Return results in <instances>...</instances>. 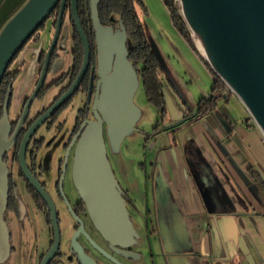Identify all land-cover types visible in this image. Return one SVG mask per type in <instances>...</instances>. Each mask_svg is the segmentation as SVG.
Here are the masks:
<instances>
[{
    "label": "flooded vegetation",
    "instance_id": "af4514ba",
    "mask_svg": "<svg viewBox=\"0 0 264 264\" xmlns=\"http://www.w3.org/2000/svg\"><path fill=\"white\" fill-rule=\"evenodd\" d=\"M77 9L89 43L87 66L84 68L85 46L75 27L69 1L53 48L50 50L59 11L46 20L39 34L32 36L14 57L0 86V149H6L1 157L5 167L0 169V186L6 198L2 215L5 228L0 227V256L9 251L8 258L26 256L30 262L41 264L54 251L48 264H142L152 238L165 264H170V259L183 264L178 259L192 252L189 231L179 209L171 196L160 193L154 184L153 170L150 174L145 171L146 159L139 163L143 171L141 178L127 174L119 159L112 156L105 124L109 160L137 232L132 247L119 248L103 238L74 184L72 170L77 135L84 122L95 119L94 102L100 79L92 17L91 28L80 14L79 0ZM68 15L71 29L66 30ZM101 22L115 32L123 24L121 19L109 23L101 19ZM126 32L130 57L131 37L127 28ZM79 77L72 93L38 123ZM69 107L74 109V117L73 123L67 126L64 112ZM181 110V116L169 112L168 118L172 120L167 124L164 121L159 131H153V139L163 125L180 119L190 123L191 116L182 103ZM180 125L165 131L174 133ZM152 153L151 167L159 154L155 142Z\"/></svg>",
    "mask_w": 264,
    "mask_h": 264
},
{
    "label": "water",
    "instance_id": "95a60500",
    "mask_svg": "<svg viewBox=\"0 0 264 264\" xmlns=\"http://www.w3.org/2000/svg\"><path fill=\"white\" fill-rule=\"evenodd\" d=\"M77 2L71 0V13L85 46V68L89 59V43L78 15ZM66 3L67 0H27L5 23L0 31V86L11 61L33 35L39 34L38 29L59 5V17L50 50L53 48L61 31ZM99 4L100 0H90L100 77L94 102L95 119L84 122L77 135L72 174L90 218L103 238L119 248H130L136 241L137 232L124 192L109 160L104 124L112 151L119 152L125 137L137 131L136 124L141 111L134 97L141 80L138 70L129 59L125 26L121 24V29L115 32L111 26L103 25ZM180 5L192 37L196 35L201 39L205 50V55L201 53L202 57L244 104L264 135V0H180ZM150 42L159 61L164 66L168 64L158 43L152 37ZM79 79L38 123L72 93ZM164 92L169 112L175 113L176 107L165 86ZM28 106L29 103L27 109ZM197 111L198 108L195 114ZM183 122L184 119H180L163 125L162 130H169ZM5 150L0 149V169L5 167L1 161ZM0 199V227L3 230L5 224L2 215L6 198L1 186ZM6 242L9 248L8 240ZM53 253L49 252L41 264H48ZM8 256L9 251L5 256H0V264ZM169 261L175 264L173 259Z\"/></svg>",
    "mask_w": 264,
    "mask_h": 264
},
{
    "label": "crops",
    "instance_id": "0c3cea01",
    "mask_svg": "<svg viewBox=\"0 0 264 264\" xmlns=\"http://www.w3.org/2000/svg\"><path fill=\"white\" fill-rule=\"evenodd\" d=\"M26 1L0 0V31ZM159 40L172 72L196 108L199 99L211 93L213 73L192 50L203 63L207 80L172 44L184 60L183 69H178ZM163 80L181 116V102ZM154 142L158 159L151 167L154 153L147 156L145 171L153 170L154 184L160 193L172 197L189 231L192 253L178 260L183 264H264V135L240 99L233 93L221 97L204 118L184 121L174 133L162 130Z\"/></svg>",
    "mask_w": 264,
    "mask_h": 264
},
{
    "label": "trees",
    "instance_id": "16d2710c",
    "mask_svg": "<svg viewBox=\"0 0 264 264\" xmlns=\"http://www.w3.org/2000/svg\"><path fill=\"white\" fill-rule=\"evenodd\" d=\"M69 1L71 2V0H67V2ZM162 1L169 11L172 24L176 31L181 35L191 49L198 53L191 36V31L185 22L176 1ZM79 3L82 18L88 25L90 24L89 27L92 28L90 0H79ZM59 9L60 6L57 5L51 15L56 11H59ZM141 9L145 11V6L142 0H100L99 4L100 17L103 23H109L115 19H121L129 32L131 37L129 58L138 70L148 101L158 109L160 114V119L154 127V131L160 130L162 123L168 118L169 114L163 79H165L168 86L178 96L183 106L187 108V111L191 116L189 119L190 123L197 119L204 118L216 108L217 102L221 97H224L225 95L228 98L231 95V93L224 92L227 85L213 72L209 63L204 60V63L213 73L215 81L209 96L199 99L196 106L198 111L195 115V106L189 105L188 95L182 87L180 81L172 72L170 66L166 63L164 66L157 58L150 42V35L141 21Z\"/></svg>",
    "mask_w": 264,
    "mask_h": 264
},
{
    "label": "rangeland",
    "instance_id": "374dc122",
    "mask_svg": "<svg viewBox=\"0 0 264 264\" xmlns=\"http://www.w3.org/2000/svg\"><path fill=\"white\" fill-rule=\"evenodd\" d=\"M145 6V11L141 9L140 17L141 21L145 25L150 37H152L156 42L161 37L162 42L167 46V50L171 53V61L178 69H183L184 60L181 59L176 49L173 47L180 48L181 52L190 60L196 64L202 75L207 79L205 72V67L203 63L198 59L196 54L204 61L205 59L201 55V51L197 45L196 39L192 37L196 50L198 53L192 51L189 45L181 38L174 28L169 11L164 5L162 0H142ZM179 9L181 8L180 0H175ZM65 29H71V22L69 15L66 17ZM192 36V32H191ZM171 42L169 46V42ZM160 41V40H159ZM173 44V45H172ZM183 60V61H182ZM206 61V60H205ZM208 80V79H207ZM211 87V86H210ZM233 93V92H231ZM234 94V93H233ZM134 101L141 111L140 118L136 124L137 131L131 135L125 137L123 140L120 151L118 153H113L112 156H116L125 170H127L128 175H135L139 178L143 176V171L141 170L140 162H143L147 156L152 154L154 147V139L151 136L154 131V127L158 123V109L151 104L146 96L145 88L143 83H141L136 91ZM189 105H193V102L188 97ZM76 107V106H75ZM74 110V109H73ZM72 107L64 112V117L66 119V125L70 126L73 123L74 111ZM149 137V139H147ZM108 139V138H107ZM108 145L110 143L108 140ZM153 145V146H152ZM111 149V147H110ZM146 155V156H145ZM207 202L208 197L205 196ZM138 227V225H137ZM150 248L146 252V258L143 259L142 264H165L163 257L160 255L159 246L155 241L149 240ZM2 264H35L34 261L30 262L28 257L19 258L17 256L9 257Z\"/></svg>",
    "mask_w": 264,
    "mask_h": 264
},
{
    "label": "bare ground",
    "instance_id": "6f19581e",
    "mask_svg": "<svg viewBox=\"0 0 264 264\" xmlns=\"http://www.w3.org/2000/svg\"><path fill=\"white\" fill-rule=\"evenodd\" d=\"M195 39H196V42H197V45L200 49V51L205 55V50H204V47H203V44L201 42V39L198 38V36L195 35ZM226 84V83H225ZM227 85V84H226ZM228 86V85H227Z\"/></svg>",
    "mask_w": 264,
    "mask_h": 264
},
{
    "label": "built area",
    "instance_id": "2783aa9c",
    "mask_svg": "<svg viewBox=\"0 0 264 264\" xmlns=\"http://www.w3.org/2000/svg\"><path fill=\"white\" fill-rule=\"evenodd\" d=\"M225 93H231L233 92L232 89L229 87V86H226L225 90H224ZM255 122V121H254ZM256 124V123H255ZM257 125V124H256Z\"/></svg>",
    "mask_w": 264,
    "mask_h": 264
}]
</instances>
